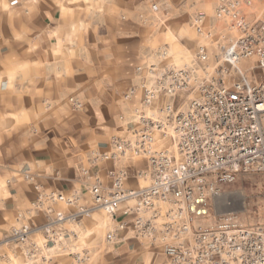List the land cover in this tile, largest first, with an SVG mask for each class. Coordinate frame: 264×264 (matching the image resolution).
<instances>
[{"label": "crops", "instance_id": "1", "mask_svg": "<svg viewBox=\"0 0 264 264\" xmlns=\"http://www.w3.org/2000/svg\"><path fill=\"white\" fill-rule=\"evenodd\" d=\"M192 4L0 0V264H165L161 247L138 239L132 217L121 214L130 203L115 219L102 211L67 219L52 241L43 227L57 213L90 206L89 187L100 179L107 189L109 171L126 173L125 188L146 182L142 159L101 156L112 139L130 138L127 123L151 80L147 69L171 37L183 39L184 23L193 26ZM46 193L76 202L39 206ZM23 227L27 240H12Z\"/></svg>", "mask_w": 264, "mask_h": 264}, {"label": "built area", "instance_id": "2", "mask_svg": "<svg viewBox=\"0 0 264 264\" xmlns=\"http://www.w3.org/2000/svg\"><path fill=\"white\" fill-rule=\"evenodd\" d=\"M252 4L217 0L213 21H227L236 37L221 47L215 64L203 48L182 66L169 63L168 51L161 50L158 63L147 69L151 80L143 85L141 108L127 123L130 138L112 139V150L101 159L117 163L127 154L142 159L148 185L125 188L126 173L109 171L107 189L100 179L89 187L90 206L77 205L68 217L57 213L48 218L43 227L47 240L67 219L77 221L94 211L115 219L120 206L130 203L121 214L132 217L138 239L161 247L165 264H264V226L240 225L235 200L226 198L224 190L240 173L264 172V19H241ZM201 22L194 20L199 35ZM181 92L191 95L184 105L167 103L157 111L160 118L148 117L153 103ZM70 102L74 108L81 106ZM163 140L169 144L157 149ZM57 201L76 202L56 193L38 197L39 206ZM211 214L215 222L205 224ZM125 227L123 220L116 230ZM28 234L23 227L11 238L24 243Z\"/></svg>", "mask_w": 264, "mask_h": 264}, {"label": "rangeland", "instance_id": "3", "mask_svg": "<svg viewBox=\"0 0 264 264\" xmlns=\"http://www.w3.org/2000/svg\"><path fill=\"white\" fill-rule=\"evenodd\" d=\"M217 0H193L192 7L189 9L188 18L195 17V19H201L200 24L202 34H197L195 31L194 21L191 20L193 26L187 22L184 23L181 29V38L178 41L168 42V54L170 56V63L176 66H182L190 63L195 57L199 48H203L209 57L211 64H215L219 61L221 56V47L227 45V43L233 37H236L235 32L229 31L226 27L227 21L219 20L213 21L214 9ZM242 21L254 23L264 19V4L257 0H253L252 6L244 8L241 14ZM210 33V35H208ZM188 39L187 41H185ZM257 72V71H256ZM259 73V72H258ZM259 74V78H261ZM191 97L187 92L178 93L175 97H164L159 101L153 103L148 112V117H158V109L165 104L170 103L177 107L185 104V102ZM167 140L160 141L156 148L160 149L168 145ZM135 158L133 155H131ZM148 185V181L142 182L144 187ZM224 190L228 193V198L236 200V195L240 194L242 197L237 211V218L240 225L244 227L264 226V172L250 171L247 173H240L237 175L234 182L227 185ZM239 201V200H236ZM215 222L213 214L205 222Z\"/></svg>", "mask_w": 264, "mask_h": 264}, {"label": "bare ground", "instance_id": "4", "mask_svg": "<svg viewBox=\"0 0 264 264\" xmlns=\"http://www.w3.org/2000/svg\"><path fill=\"white\" fill-rule=\"evenodd\" d=\"M226 198H228L227 196H225ZM231 199V198H230ZM233 200H235V199H233ZM236 200H239V201H236ZM236 200H235V204H234V206H233V210L234 211H239V209L237 210V209H234L235 207H239V203H241V200H242V197H241V195L240 194H237L236 195Z\"/></svg>", "mask_w": 264, "mask_h": 264}]
</instances>
